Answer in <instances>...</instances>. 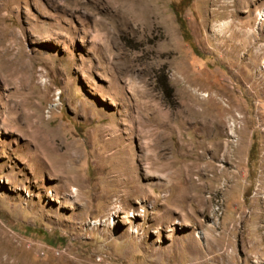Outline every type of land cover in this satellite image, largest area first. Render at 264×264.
Listing matches in <instances>:
<instances>
[{"label":"rangeland","instance_id":"1","mask_svg":"<svg viewBox=\"0 0 264 264\" xmlns=\"http://www.w3.org/2000/svg\"><path fill=\"white\" fill-rule=\"evenodd\" d=\"M261 9L0 0V264H264Z\"/></svg>","mask_w":264,"mask_h":264},{"label":"bare ground","instance_id":"2","mask_svg":"<svg viewBox=\"0 0 264 264\" xmlns=\"http://www.w3.org/2000/svg\"><path fill=\"white\" fill-rule=\"evenodd\" d=\"M117 169H119V174L115 177H113L112 180L114 181H118V180H123V179H126L127 177V167L125 165H119L116 167ZM153 202L151 201L150 204H152Z\"/></svg>","mask_w":264,"mask_h":264},{"label":"trees","instance_id":"3","mask_svg":"<svg viewBox=\"0 0 264 264\" xmlns=\"http://www.w3.org/2000/svg\"><path fill=\"white\" fill-rule=\"evenodd\" d=\"M177 21L180 25V28H181V31H182L184 38H187L188 37V31H187L184 19L179 14L177 15Z\"/></svg>","mask_w":264,"mask_h":264},{"label":"built area","instance_id":"4","mask_svg":"<svg viewBox=\"0 0 264 264\" xmlns=\"http://www.w3.org/2000/svg\"><path fill=\"white\" fill-rule=\"evenodd\" d=\"M257 17L258 18H260V19H263V17H264V9H261V10H259L258 12H257Z\"/></svg>","mask_w":264,"mask_h":264}]
</instances>
